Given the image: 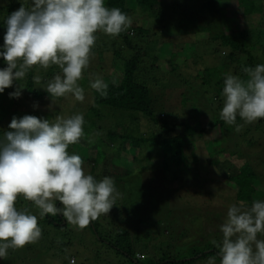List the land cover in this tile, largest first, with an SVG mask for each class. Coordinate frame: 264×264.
<instances>
[{
    "label": "trees",
    "instance_id": "16d2710c",
    "mask_svg": "<svg viewBox=\"0 0 264 264\" xmlns=\"http://www.w3.org/2000/svg\"><path fill=\"white\" fill-rule=\"evenodd\" d=\"M185 1L186 0H105L106 7L121 9L122 12L131 17L133 21L131 27L128 28L127 31L122 32L114 39L109 38L102 42L105 45H109V49H112V46L115 45L116 50L113 51L114 57L123 60L122 66L115 67L120 68V70L122 69V72L118 75L106 73V75L98 76V78L103 79L108 85V95L106 98L102 97L100 93L94 89H92L90 99L86 98V95H84L85 98L83 102L75 100L71 94H69L70 96L67 95L70 101H68L67 106H65L67 107V110H64L66 113L65 116L71 117L76 114H82L85 120L83 125L85 135L81 139L87 141L89 133L93 131L96 132V149L91 152L94 156L97 148L100 152V148L103 147V137L108 138L111 145L110 147L114 149L119 147L120 152L126 153L131 150V153H128L130 156L135 155V152L140 150L141 146L146 143L155 145L159 142L160 146L164 149L165 156H163L160 169L165 173L163 182L167 179L170 180L169 184H165V186L160 188L155 187L146 190L143 186H135V184L130 183V177L132 173L135 172L132 166H127L124 172L126 174V179H115V173L106 175L107 177L113 178L120 195L115 202L116 205L113 206L109 214L100 215L96 220L91 221L85 228H89L92 238L95 241L115 250L117 255L123 257L124 264H143L141 261L146 254L144 253V249L146 248L144 247L145 244H148L146 251L149 250V246L152 245V251H149L151 257L147 264H192L196 259H204L209 256L218 258L220 263L221 256L218 249L207 251L213 247L194 251L191 253L190 257H185L187 259L183 260H180L182 258H178V256H170L169 251H163L164 245L162 244L166 242H163V238L165 237L162 235V229H160L161 223L159 221L160 216L158 211L156 212V220L154 217L148 219L149 230L146 231L145 237L140 238V233L137 230L134 233L135 237H131L130 232L134 227L130 224L134 222V219L139 218H132L135 210L127 212L125 211L126 209L120 207V205L124 204L122 200L128 199L133 195L139 196V194H141L144 199L148 198L151 200V198H153V192H158L161 201H164V199L169 200L165 192L172 190L179 192V188L175 187V184H178L177 181L179 176H186V180L189 177H194L197 179V183L202 181L200 187H203L205 184L215 181V177L218 175L215 174L214 170L219 176L226 177L225 180L227 183H231L230 187H235L236 190H238V201H240L239 196L244 190H248L249 186H254V184H256L255 182L261 178L264 181V156L260 153V150H264V118L249 124L237 116L236 123L241 126L239 131H236V125L229 126L220 118V112L223 107V97L221 93L223 91L226 74L237 75L241 79L246 80L247 76L242 70L243 67H255L257 64H264V59H261L259 55L255 54V52L264 50V0H232L237 2L236 8L233 9L234 12L231 13L233 21H231L230 25L225 23V27L227 26L228 28L210 34V41L213 45L212 50L214 49L212 55L218 59L219 65L213 67L207 66L201 71L200 78L205 89H200L201 86L199 87L198 84L190 82L189 77L180 72V70L182 71L183 69H180L179 65L177 66L173 61L170 62L169 66L171 67L172 74L176 69L179 71L178 77L180 79L177 80L176 89H183L187 83H190L192 88L190 98H192L193 94L198 92H201V94L204 92L207 96L204 101L208 106L205 122H202L196 117L197 105L194 100L191 103L184 102L183 96L185 97V95L182 91H174V94H171L168 99L162 94L154 95L152 88L146 82L138 80V72L141 70V66L144 63V55L147 53H144V49L142 48L143 44H136L132 39L140 34L145 35V37H148L147 34L150 35L149 30L143 27L141 22L149 18H154L155 13L161 15V12L165 11V7L168 6L169 3L181 7ZM194 1L196 3L200 2L198 6L201 8L202 14L206 13V15H208L207 22H200L203 24V27L199 32H210V26L217 20L219 11H224L223 8H227L228 10L232 8L223 5L222 0ZM31 3L32 0H0V51H4L3 45L4 36L7 31V17L12 12L18 10L22 4L25 8H29ZM136 12L140 16L134 17L136 20L134 21L133 14ZM255 15L257 17H255ZM251 16L255 18L250 21L249 18ZM221 20H224V18L222 17ZM244 20H247V22ZM240 21L246 24V26L243 24V27H241ZM165 26L166 25H164V28ZM130 32H134V35H131ZM188 32H190V30H188ZM95 35L96 43L92 52L101 48L100 40L103 39L102 31H98ZM118 39L120 42H118ZM127 51L133 52L126 55ZM123 52H126L125 56ZM158 60L159 58L155 57V61ZM185 62L183 61V63ZM6 67L7 64L5 60L3 57H0V69ZM95 69L97 70L98 68ZM100 70L104 71L102 69ZM56 74L62 75V71L58 66L53 65L47 70L39 66H34L28 71L23 80L14 81L11 87L6 88L3 93H0V139H3V135L6 131H10L8 126L13 117L22 118L25 111H28L29 108L35 110L37 114H44L46 116L51 115L55 117L58 114H62L60 111L62 105L59 101L64 100L67 96L57 98L53 105L50 94L45 90L48 82L51 81ZM37 75L40 76L39 82L33 80V77ZM173 75L175 76V74ZM81 83L85 85L84 81ZM21 85L23 87L21 88L20 97H10L9 94L16 91ZM192 85H196V87ZM160 86L162 85H159V87ZM174 86L175 85L170 84L167 85V83L163 84L166 90H173ZM91 100H93V102H91ZM169 103H172L173 106L168 112H165L164 109L160 112L156 111L158 107L164 108L169 105ZM43 105H53V107L51 109L49 108V110H42L41 108ZM38 108H40V110ZM117 116H121L124 120L129 117L138 119V117L144 116L154 121L156 124L161 123V128L166 133L173 132L175 129V127H170L172 120L176 121L182 118V131L180 134L170 137L166 136L163 139L162 137L164 135L159 134L156 136L154 133H150L149 137L142 138L144 136L142 134L138 136L134 134H125L122 127L116 122L118 121V118H116ZM41 118L45 119V117ZM115 141L117 143L120 142V144L117 145ZM198 141H202L203 143L204 155L202 156L197 152ZM187 150L191 151L189 155L186 153ZM68 152L70 155L72 152L76 155L80 153L75 150L73 145L69 146ZM251 154L257 161L251 160ZM221 155L224 156L223 161H225L227 157L236 158L239 164L224 162V164L220 165L217 163V160L218 156ZM109 158L111 162L108 166L116 167L115 162L114 164L112 163V155ZM105 159H107L106 155ZM83 161L86 162L83 164V168L86 167L91 169L90 172L97 181H101L106 177L95 171L96 166L94 164V159L91 160L90 158V160ZM119 161L120 164L117 166L124 165V163H121V156L119 157ZM256 162L263 167L258 168ZM219 163L221 162L219 161ZM125 180L128 181L126 182ZM170 185H173L176 189H170ZM141 198L142 197L139 196V200ZM242 201L244 202V200ZM248 202L252 204L250 199ZM55 203L58 208L63 207L59 201ZM27 207L38 209L31 201H26L21 196V202L17 209L25 211ZM38 211L40 212L39 209ZM122 212L126 214L125 218L122 217ZM204 212L207 218H218L219 215L217 211L213 210H204ZM42 218L49 232L47 235L50 234V231H55L58 235H62L69 239H67L70 242L68 243V247L74 249L77 244L80 249L85 247L81 239L77 241V244H75V240H71V232L65 234L70 225L66 222L62 214L58 213L56 216L46 214ZM226 218L222 217L221 219H217V222L220 221L222 225ZM220 223H216L218 228L221 227V225H219ZM156 235L157 237H155ZM142 240L145 242L143 245L141 244ZM37 242H43V234ZM37 242L35 243L36 245ZM49 246L52 247L53 244ZM157 246L160 247L157 248ZM141 248L144 249L141 250ZM12 250L13 249L10 248V250H7V253H11ZM47 251H49L48 248L46 252ZM82 251H85V248ZM83 257L86 258L85 260L89 258L85 253ZM166 260L168 261L166 262Z\"/></svg>",
    "mask_w": 264,
    "mask_h": 264
},
{
    "label": "clouds",
    "instance_id": "9594fccd",
    "mask_svg": "<svg viewBox=\"0 0 264 264\" xmlns=\"http://www.w3.org/2000/svg\"><path fill=\"white\" fill-rule=\"evenodd\" d=\"M132 23L121 9L106 7L105 0H32L29 8L22 4L6 19L0 57L7 67L0 69V93L23 80L34 66L47 70L55 65L62 75L56 74L45 89L53 105L69 94L83 102L84 90L78 81L89 67L95 33L116 37ZM242 70L247 79L226 74L221 93L220 118L229 126L236 125V131L241 127L237 116L249 124L264 118V64ZM33 80L39 82L40 76ZM90 86L107 97L103 79L90 81ZM22 87L10 97L19 98ZM84 123L82 114L57 116L55 122L33 115L13 117L10 131L0 139V258L7 257L8 249L24 248L42 236L37 215L17 209L18 197L31 201L40 217L60 213L79 229L109 214L116 205L120 193L113 178L97 181L84 171L82 158L68 152L85 135ZM56 201L63 207L58 208ZM220 230L222 245L213 241L219 248L220 264H264V240L257 238L264 234V201L255 200L250 207L243 201L231 205Z\"/></svg>",
    "mask_w": 264,
    "mask_h": 264
},
{
    "label": "rangeland",
    "instance_id": "374dc122",
    "mask_svg": "<svg viewBox=\"0 0 264 264\" xmlns=\"http://www.w3.org/2000/svg\"><path fill=\"white\" fill-rule=\"evenodd\" d=\"M199 4L200 2L196 3L194 0H186L183 3V6L181 5V8L175 4L172 5L169 3V5L165 7L164 12L159 11L161 12V15L155 13L154 18H149L141 22L143 27L149 30L150 35L147 34L148 37H145V35L140 34L135 36L132 40L136 44H143L142 48L144 49V53H147L144 55V63L141 66V70L138 72V80L146 82L152 88L154 95L162 94L168 99L171 94H174V91H182L185 95V97L183 96L184 102L191 103L194 100L197 105L196 117L202 122H205V116L208 113V106L204 101L207 96L204 92L203 94L198 92L192 95L193 99L190 98V93L192 92L190 83H187L183 89H176L177 80L180 79L178 77L179 71L177 69L174 71L173 74H175V77L172 74L169 65L170 62L173 61L174 64L177 66L179 65L180 69H183L182 71L179 70L181 73H184L189 77L190 82L198 84L199 87L201 86L200 89H205L200 78L201 71L207 66L213 67L219 65L218 59L212 55L214 49L212 50L213 45L210 41V34L228 28L227 26L225 27V23L230 25L231 21H233L231 13L234 12L233 9L236 8L237 2L232 0H222L223 5L232 8H229V10L223 8L224 11H219L217 20L210 26V32H199L203 27V24L200 22H207L208 17L206 13L202 14L201 8L198 6ZM139 16L140 15L136 12L133 14V20L136 21L134 17ZM222 17L224 20H221ZM255 17L257 16L255 15ZM254 18L251 16L249 19L251 21ZM245 22H247V20ZM240 24L241 27H243L244 23H242V21H240ZM164 25H166L165 28ZM244 25L246 26V24ZM188 30H190V32H188ZM130 34L134 35V32H130ZM109 38L114 39L116 37H112L103 32V39L100 40L101 48L92 52L89 67L85 69L83 78L78 81L79 86L84 90L85 97L88 99H90V94L92 92L90 81H94L99 75H106V73L118 75L122 72V69L120 70V68L117 67L122 66L123 60L116 59L113 54V51L116 50L115 45L112 46V49H109V45L102 43L103 40ZM118 42H120V40ZM132 52L133 51H127V53L123 52V54L125 56V53L128 55ZM255 54L259 55L261 59H264V50L255 52ZM155 57H158L159 60L155 61ZM183 61L186 62L183 63ZM95 68L98 69L96 70ZM100 69L104 71H101ZM82 81L87 85H82ZM164 83L175 86L173 90H166L163 87ZM159 85L162 86L159 87ZM192 86L196 87V85ZM68 101H70L68 96L64 98V100L59 101L62 105L60 108L62 114H58L55 117H52L51 115L46 116L44 114H37L32 108L25 111L24 115H33L38 118L45 117V119H49L50 122H55L57 116L69 118L68 116H65L66 113L64 112V110H67V107L65 106H67ZM91 102H93V100H91ZM172 106V103H169V105L164 108L158 107L156 111L160 112L164 109L165 112H168V110H171L170 108ZM38 109L40 110V108ZM41 109L49 110V106L43 105ZM116 118H118V121H116L117 119L115 121L118 122L120 127H122L125 134H134L135 136L142 134L144 135L142 138L149 137L150 133H154L156 136L159 134L164 135L162 137L163 139L166 136L170 137L180 134L182 131V118L175 119L176 121H171L170 127H175V129L170 133H166L162 130L161 123L156 124L154 121H151L144 116H140L138 119L129 117L125 120L121 116H117ZM96 140L97 135L96 132L93 131L89 133L87 141L81 139L73 146L76 151L80 152L79 156L83 160H90V158L91 160L94 159V164L96 166L95 171L97 173L105 176L115 173V179H126V174L124 172L126 171L127 166H132L135 172L132 173L130 177V183L135 184V186H143L146 190L148 188H160L165 186V184H169L170 180L166 179V181L163 182L165 173L160 169V166L165 153L159 142L155 145L152 143L143 144L140 150L135 152V155L130 156L129 154L131 153V150L126 153L120 152L119 147L116 149L110 147L111 145L108 138L103 137V147L100 148V152L97 148L94 156L91 152L96 149ZM115 143L117 142L115 141ZM119 144L120 142L117 143V145ZM197 145V152L201 156L204 155L202 141H198ZM190 152V150H187L186 153L189 155ZM260 153L264 156V150H260ZM72 154L75 153L72 152ZM252 154L251 160L257 161ZM105 155L107 159H105ZM111 155L112 163L114 164L115 162L116 167L108 166L111 162V159L109 158ZM120 156L122 157L121 163H124V165L117 166L121 161H119ZM223 160L224 156H218L217 163L220 165L224 164V162L239 164V161L236 158L227 157L225 161ZM219 161L221 163H219ZM84 163L86 162L83 161V164ZM256 165L258 168L263 167L258 162H256ZM83 169L86 174L92 175L90 172L91 169L86 167ZM214 172L218 175L215 177V181L207 183L203 187H200L202 181L199 180L200 183H197V179L194 177H189L186 180V176H179V182L177 181L178 184H175V187L179 188V192L176 190L165 192V195L169 200L164 199V201H161L158 192L152 193L153 198H151V200L148 198L144 199L141 194H139V196L142 197L140 200L137 195L122 200L124 204L120 205V207L126 209L125 211L127 212L135 210L133 217H131L139 218L134 219V222L130 224L134 227L130 232L131 237H135L134 233L136 230L140 233V238L145 237L147 233L146 231L149 230L148 219L154 217L156 220V212L158 211L160 216L159 221L161 223L160 229H162V235L165 237L163 238V242H166L165 244H162L164 245L163 251H169L170 256H178V258H182L180 260H183L187 259L185 257H190L191 253L197 250H203L210 247L213 248L207 251H213L214 249L219 250L216 244L222 245L223 233L216 224L220 223V221L217 222V219H221L222 217L226 218L229 207L233 204L238 205L242 200H244L245 205L249 207L251 206L248 202L249 199L252 202L255 200L264 201V181L261 178L255 182L256 184H254V186H249V189L244 190L239 196L240 201H238V190H236L235 187H230L231 183H227L225 176H219L215 170ZM125 181L127 182L128 180ZM169 187L170 189L174 188L173 185H170ZM20 202L21 197H18L16 207L19 206ZM204 210L217 211L219 213L218 218H207ZM25 212L37 215L38 226L41 228L43 234V242H37V245L35 243L29 244L28 246L26 245L24 248L17 249V251L12 250L11 253L9 252L7 254L6 258H0V264H72V261H70L72 258H75V264H124V258L117 255L115 250L100 244L92 238L89 228L79 229L78 227L69 224L70 226H68L65 234L71 232L70 238L71 240H75V244L81 239V242L85 245V247L80 249L77 244V246L72 249L68 247V243H70L68 238L58 235L55 231H50V234L47 235L49 232L47 226H45L46 223L43 218L39 216L38 209L27 207ZM121 215L123 218L126 216L124 212H122ZM219 225H221V223ZM155 237H157V235ZM257 238L264 240V234H258ZM213 241H216V244H214ZM144 243V240H142L141 244L143 245ZM51 244H53L52 247L49 246ZM147 245L148 244L144 245V247H146L145 249L141 248V250L144 249V253H146L144 259L141 261L143 264H147L151 257L149 251H152V245H150L149 250L146 251ZM160 246H157V248ZM47 248L49 251L46 252ZM84 248L85 251H82ZM84 253L86 256H89L88 260H85L86 258L83 257ZM167 261L168 260H166V262ZM192 264L220 263L218 258L209 256L204 259H196Z\"/></svg>",
    "mask_w": 264,
    "mask_h": 264
},
{
    "label": "built area",
    "instance_id": "2783aa9c",
    "mask_svg": "<svg viewBox=\"0 0 264 264\" xmlns=\"http://www.w3.org/2000/svg\"><path fill=\"white\" fill-rule=\"evenodd\" d=\"M73 260H74V259H73ZM73 260H72V261H73ZM74 261H75V260H74Z\"/></svg>",
    "mask_w": 264,
    "mask_h": 264
}]
</instances>
